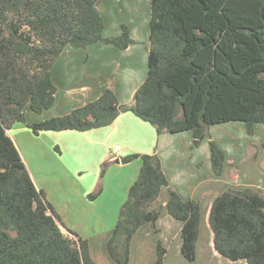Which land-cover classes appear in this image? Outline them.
<instances>
[{
  "label": "trees",
  "instance_id": "1",
  "mask_svg": "<svg viewBox=\"0 0 264 264\" xmlns=\"http://www.w3.org/2000/svg\"><path fill=\"white\" fill-rule=\"evenodd\" d=\"M97 3L0 0V264H96L89 241L70 230V236L64 233L58 214L36 187L8 134L14 125L25 124L36 135L87 132L133 113L159 135L190 131L193 147L209 140L217 176L224 172L227 155L211 137V128L241 122L254 135L256 125H264V0H151L148 76L131 103L122 104L106 89L67 115L28 124V108L40 115L55 105L52 69L67 48L103 42L126 50L136 43L125 24L119 36H104ZM136 159L142 168L107 242L115 264H130L134 237L144 225L156 226L162 208L151 207L170 186L157 155L134 154L121 161ZM169 192L167 211L182 223V255L194 262L201 204L183 200L172 188ZM209 226L214 249L224 258L264 264L261 193L220 194ZM156 253L157 263L163 264L167 251L160 241Z\"/></svg>",
  "mask_w": 264,
  "mask_h": 264
},
{
  "label": "crops",
  "instance_id": "2",
  "mask_svg": "<svg viewBox=\"0 0 264 264\" xmlns=\"http://www.w3.org/2000/svg\"><path fill=\"white\" fill-rule=\"evenodd\" d=\"M97 7L105 22V37L119 36L122 25L125 24L130 28L131 36L136 43L126 50L103 42L91 45L86 49L67 48L52 69L53 82L58 91L55 105L50 109L53 113L49 118L69 114L72 110L99 98L106 89H112L122 104H130L136 91L148 76L151 0H98ZM28 115L30 114L28 113ZM32 117L34 118V116ZM27 129L29 128L25 124H16L8 131V134L20 151L36 187L39 190L51 188L49 182L42 181L39 177V170H44L48 166L45 164L38 166L32 155V157L25 156L19 143L12 135ZM45 135L52 136L54 139L51 141L52 144L63 143L67 150L66 153H60V157H68L66 171L63 173L68 184L72 182L80 185L85 181L80 179L85 177L86 172L80 169L78 159L68 150L69 146L76 148L83 141L92 147L90 151L91 156H95L93 160L95 169H98L105 160L111 162L115 158L120 159L116 168L109 169L108 173L111 178L107 186H102V188H123L124 191H119L115 195L117 196L116 210L119 202L127 200L129 189L138 179L142 168L141 159L123 164L122 158L134 154H155L160 158L170 186L162 189L158 200L151 209L162 208V215L156 226L146 224L139 230L133 240L132 253L139 248L141 253L151 252V254H155L157 243L160 241L167 251L163 264L173 263L171 258L177 259L179 264H182L181 261H187L181 252L182 223L174 219L166 208L170 198L169 188L175 190L183 200H194L201 204L202 221L197 243L196 261L202 260L204 264L232 263L225 262L224 259L226 258L215 251L214 236L210 226H208L209 213L217 196L227 190L241 192L246 189L259 192L264 196V139L255 140L249 145V149L252 151L251 157L253 155L255 158L254 163L256 165L249 166L247 169L242 166H235V160L233 161L229 152L221 146L226 152L227 163L223 174L217 176L213 170L209 140H205L199 147H193V136L190 131L159 135L153 126L142 121L133 113H122L109 127L87 132L45 131L38 134V139L42 140ZM65 141H70V143L65 144ZM46 143L48 144V141ZM47 144L44 146L47 147ZM117 145L121 148L117 153H114L115 157H111ZM72 173L76 175L73 179L70 176ZM54 179L60 183L63 180L61 177H54ZM64 182L63 180V185ZM97 183L98 181L90 186L87 184L84 188H68V197L64 198L65 206L59 205L63 211L59 215L63 217V221H66H64L66 226H70V230L75 232L79 230L77 233L89 241L91 257L96 264H115L111 256L112 261L104 256L107 242L115 228L113 223L111 226L106 222L103 223L104 226L109 227L103 231L102 238H99L103 244L102 258L96 256V243L94 242L95 237L97 238L99 235L94 237L92 233L78 229L92 225L97 227L98 224L95 222L102 218L98 212L92 213V211L97 210L94 207L95 204L92 201L87 203L85 200L89 190L97 188ZM71 191H73L72 194L77 193L80 197L73 200L70 197ZM73 203L75 204L74 207ZM77 204L79 207L85 208L82 212L86 211V216L75 213ZM116 217L118 221L119 213ZM78 219H82L83 222ZM62 228L69 233L68 229L63 226ZM156 228L158 229L157 232ZM233 263L247 264L244 261Z\"/></svg>",
  "mask_w": 264,
  "mask_h": 264
},
{
  "label": "rangeland",
  "instance_id": "3",
  "mask_svg": "<svg viewBox=\"0 0 264 264\" xmlns=\"http://www.w3.org/2000/svg\"><path fill=\"white\" fill-rule=\"evenodd\" d=\"M133 100V99H132ZM131 100V101H132ZM131 103V102H130ZM28 113L30 115H28ZM53 111H46L40 115H36V113H33V111H30L28 108L27 113H26V119L27 122L31 124H35L36 122L43 121L51 119L49 118L52 115ZM34 114V115H32ZM28 115V116H27ZM67 115V114H66ZM34 116V118L32 117ZM64 116V115H62ZM48 118V119H47ZM34 119V120H33ZM44 120V121H45ZM214 128V129H213ZM13 137L16 139V141L19 143V146L21 147L22 151L24 152V155L30 157L31 155L33 156L34 160L38 164V166L46 165L48 166L46 169L42 170L41 167H39V177L41 178L42 181H47L50 183L51 188H41L42 191L45 193L46 200L48 203H50L55 212L58 214V217L60 218L61 222L63 223L64 227L68 230H70V226H66L64 221L62 220L63 217L59 215V213H62V209L59 208V205L65 206L64 198L68 197L67 196V190L68 188H84L85 185H91L97 183V188H92L89 190L87 193V196L85 197V200L87 203L92 201L95 205V211L93 212H98L99 216L102 218H99L95 223L98 224L97 227L94 225L89 226V227H83V228H78L87 231L88 233H92L95 237L94 242L96 243V251L97 254L96 256L102 258L103 257V252H102V246L101 241L99 238H102L103 231H106L107 227L111 226L113 223L114 226L117 224V217L118 213H120V210L122 206L124 205L127 200H123L125 202H119V206L116 210L115 204H116V199H117V193L119 191H124L123 188H100L101 186H107V183L109 182V179L111 178L109 175V169L116 168L118 164L115 163V161H103L101 165L98 167V169H95L94 166V158L95 156H91V149L92 147H89L86 143L81 141L76 148L74 146H69V151L70 153H73L75 157L78 159V164L80 165V169L85 170V177H82L80 180H85L83 183H80V185H76L71 183H67L65 180L64 172L66 171V160L68 157H60V153H66V148H64L63 143L60 144H52V136L45 135L42 140L38 139V135H36L32 129H27L26 131L23 132H17L12 134ZM211 137L217 141V143L220 145V147H224L225 150L229 152L231 157L233 158V161L235 160L237 167H244L247 169L249 166H255V158L251 157V152L249 149V145H251L253 141L255 140H261L264 139V125L259 124L256 125L255 127V134L254 135H249L246 131V126L244 123L241 122H233V123H228V124H221L217 126H213L211 128ZM38 139V140H37ZM48 141V144L46 143ZM70 143V141H65V144ZM249 143V144H248ZM48 145L47 147L44 145ZM81 144V145H80ZM80 145V147H79ZM221 147V148H222ZM252 149V147H251ZM31 156V157H32ZM253 158V159H252ZM114 166V167H112ZM234 166V167H235ZM104 173V175H102ZM68 175V174H67ZM66 175V176H67ZM71 179L76 176L74 173L71 175ZM54 177H61L63 178L62 182L60 183L59 181L55 180ZM115 178V177H114ZM106 179V180H105ZM64 186V187H63ZM44 189V190H43ZM100 189H104L102 193H99ZM73 191L70 192V197L73 198V200L77 199L80 197L79 194L75 193L72 194ZM112 192V193H110ZM98 194V197L95 198L94 200H91L89 198L90 195ZM84 195V194H83ZM82 198V197H81ZM127 199V198H126ZM122 201V199H121ZM91 202V203H92ZM123 204V205H122ZM73 203V207H74ZM122 205V206H121ZM77 210L75 213L78 215L82 214L83 216H86V211L82 212L85 208L84 207H79L77 204ZM84 206V205H83ZM90 206V205H88ZM91 207V206H90ZM59 210H58V209ZM99 210H101L99 212ZM117 211V213H116ZM119 219V218H118ZM79 221L83 222L82 219H78ZM66 222V221H65ZM104 222L109 224V226H104ZM209 226V225H208ZM63 229V228H62ZM97 229V231H95ZM64 233L69 235V233L64 230ZM72 231V230H70ZM73 232H75L73 230ZM79 232V230H77ZM75 232V233H77ZM78 234V233H77ZM79 235V234H78ZM80 236V235H79ZM133 244V242H132ZM106 258H110V255L108 253L107 246L105 248V255ZM184 260V259H183ZM225 262H232V263H227V264H234L233 261H230L228 259ZM112 261V260H111ZM171 261H174L173 263L169 264H179L177 259L171 258ZM182 264H204L201 261H196V262H189V261H181ZM246 262V261H244ZM101 263V262H100ZM218 263V262H217ZM247 263V262H246ZM130 264H158L157 263V253L151 254V252H145L141 253L140 249L138 248L137 250L135 249L134 252L132 253V247H131V262ZM219 264V263H218ZM225 264V263H224ZM248 264V263H247Z\"/></svg>",
  "mask_w": 264,
  "mask_h": 264
},
{
  "label": "built area",
  "instance_id": "4",
  "mask_svg": "<svg viewBox=\"0 0 264 264\" xmlns=\"http://www.w3.org/2000/svg\"><path fill=\"white\" fill-rule=\"evenodd\" d=\"M120 148L121 147L119 145L115 146V149H114V151L111 154V157H115V154L114 153H117L120 150Z\"/></svg>",
  "mask_w": 264,
  "mask_h": 264
},
{
  "label": "water",
  "instance_id": "5",
  "mask_svg": "<svg viewBox=\"0 0 264 264\" xmlns=\"http://www.w3.org/2000/svg\"><path fill=\"white\" fill-rule=\"evenodd\" d=\"M113 161H115L116 164L120 163V159L119 158H115Z\"/></svg>",
  "mask_w": 264,
  "mask_h": 264
}]
</instances>
